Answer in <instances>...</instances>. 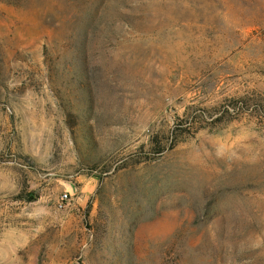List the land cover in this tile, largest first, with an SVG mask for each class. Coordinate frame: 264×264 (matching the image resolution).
<instances>
[{
  "label": "rangeland",
  "instance_id": "obj_1",
  "mask_svg": "<svg viewBox=\"0 0 264 264\" xmlns=\"http://www.w3.org/2000/svg\"><path fill=\"white\" fill-rule=\"evenodd\" d=\"M0 264H264V0H0Z\"/></svg>",
  "mask_w": 264,
  "mask_h": 264
},
{
  "label": "trees",
  "instance_id": "obj_2",
  "mask_svg": "<svg viewBox=\"0 0 264 264\" xmlns=\"http://www.w3.org/2000/svg\"><path fill=\"white\" fill-rule=\"evenodd\" d=\"M238 109H242V106L239 105L238 102H233L230 103L228 106H224L223 108V113L220 116V120L222 118V116H234V114L238 111ZM219 110H216V114H219L220 112H218ZM214 116L211 113H208L207 115H205L202 112L197 113V111H191L190 110L182 117V118H178L177 123L175 125V128L173 130V134L176 136L180 133H182V131H184L185 133H189L190 131H192L194 128H196V126L201 123L202 121H205L204 118L206 119V122H209V119H212ZM204 119V120H203ZM219 120V121H220ZM218 119H214L213 121L210 122V125H216L218 122ZM203 127L201 126L199 129H202ZM176 146V142H174V144L172 145L171 148H174ZM165 150V147L162 148L160 150V152H163Z\"/></svg>",
  "mask_w": 264,
  "mask_h": 264
},
{
  "label": "built area",
  "instance_id": "obj_3",
  "mask_svg": "<svg viewBox=\"0 0 264 264\" xmlns=\"http://www.w3.org/2000/svg\"><path fill=\"white\" fill-rule=\"evenodd\" d=\"M71 196L66 192L63 194L59 200V208L65 207V205L69 202Z\"/></svg>",
  "mask_w": 264,
  "mask_h": 264
}]
</instances>
